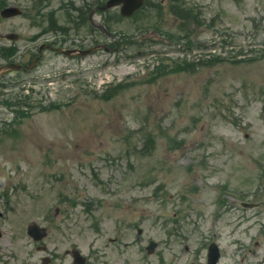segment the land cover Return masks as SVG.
<instances>
[{
  "label": "rangeland",
  "instance_id": "1",
  "mask_svg": "<svg viewBox=\"0 0 264 264\" xmlns=\"http://www.w3.org/2000/svg\"><path fill=\"white\" fill-rule=\"evenodd\" d=\"M94 1L106 0H43L39 10L36 0H0L23 10L0 17V33L21 35L0 38V64L1 47L28 63L53 23L72 34L66 46L88 47L80 16ZM94 20L116 49L100 35L111 52L46 50L36 69L0 80V264H42L27 233L34 221L48 227L50 264H74L72 247L87 264H186L185 245L199 252L208 238L234 264L238 238L264 227V205L231 210L224 194L259 188L264 199V0H148L131 17L112 7ZM155 27L178 39L141 42ZM22 98L16 118L3 102ZM261 243L252 264H264ZM197 260L207 264L205 250Z\"/></svg>",
  "mask_w": 264,
  "mask_h": 264
},
{
  "label": "water",
  "instance_id": "2",
  "mask_svg": "<svg viewBox=\"0 0 264 264\" xmlns=\"http://www.w3.org/2000/svg\"><path fill=\"white\" fill-rule=\"evenodd\" d=\"M122 2L124 3V5L122 7V13L126 14V15H130L137 8H139L142 5L143 0H109V2L107 3V7H110V6H113V5H117V4H120ZM17 12H18L17 9L12 8V9H8L7 11H5L4 15L10 16V15H13V14H15ZM6 36L10 37V38H16L18 35L7 34ZM14 67H16V66L13 64V65H10V66H5L2 69L14 68ZM29 233L31 235H33L36 239H40L46 234L45 229L40 227L36 223L32 224L29 227ZM75 257H76V260H75L76 262L81 263V264L85 262V259L77 251L75 252ZM44 263H46V261Z\"/></svg>",
  "mask_w": 264,
  "mask_h": 264
},
{
  "label": "flooded vegetation",
  "instance_id": "3",
  "mask_svg": "<svg viewBox=\"0 0 264 264\" xmlns=\"http://www.w3.org/2000/svg\"><path fill=\"white\" fill-rule=\"evenodd\" d=\"M243 201H241V203H242ZM259 207V206H258ZM257 212V211H256ZM244 212H242L241 214H239V215H242ZM245 218V216H241L240 218H239V221L241 220H243ZM243 222V221H242ZM240 226V225H239ZM241 227V226H240ZM263 236V233H256V235H254V237H251L250 239H248L247 241H245L243 238H238L239 239V241H237L238 242V248H239V250L237 251V255H239V254H241V257H240V259H242V261L243 262H245L246 260H247V258L249 257V256H257V250L259 249V248H261V242H263L264 241V237H263V239L262 240H258L257 238H255V237H258V238H260V237H262ZM212 242H216V240H214V239H211V240H209V242H208V244H210V243H212ZM217 243V242H216ZM207 244V245H208ZM207 251H208V248H207ZM220 264V263H219ZM226 264H228V263H226ZM234 264H238L237 262L236 263H234Z\"/></svg>",
  "mask_w": 264,
  "mask_h": 264
}]
</instances>
